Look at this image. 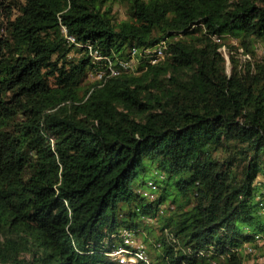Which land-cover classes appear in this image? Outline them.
<instances>
[{"label": "trees", "instance_id": "trees-1", "mask_svg": "<svg viewBox=\"0 0 264 264\" xmlns=\"http://www.w3.org/2000/svg\"><path fill=\"white\" fill-rule=\"evenodd\" d=\"M260 47L264 0H0V264H122L123 229L150 264H249Z\"/></svg>", "mask_w": 264, "mask_h": 264}, {"label": "built area", "instance_id": "built-area-1", "mask_svg": "<svg viewBox=\"0 0 264 264\" xmlns=\"http://www.w3.org/2000/svg\"><path fill=\"white\" fill-rule=\"evenodd\" d=\"M64 32L67 35V30L65 27H64ZM68 38L71 40H74V38L72 36H68ZM166 48H167L166 40H162L160 43H158L154 47L144 49V53L147 57H149V59L152 62H155L159 58L164 57V55L166 53L165 52ZM96 57L98 59L102 58V56H100V55H98ZM120 63L122 66H125V67L132 66L131 61H121ZM110 67H111L112 73L117 72L115 67H113L111 64H110ZM103 76H104L103 70H100L96 74L97 78H102ZM146 193L150 194L149 192H146ZM150 195H152V194H150ZM122 236H123L124 241L127 244V246H121L118 249L111 252V255L114 258L119 259L120 262L125 263V264H133V263L137 262L138 260H144L145 262H147L149 264L151 263V259H150L149 255L147 254L145 247L141 244H134L132 231H129L128 229H124L122 231ZM257 237H258V239H260L261 235H258Z\"/></svg>", "mask_w": 264, "mask_h": 264}, {"label": "rangeland", "instance_id": "rangeland-1", "mask_svg": "<svg viewBox=\"0 0 264 264\" xmlns=\"http://www.w3.org/2000/svg\"><path fill=\"white\" fill-rule=\"evenodd\" d=\"M234 42L236 43V41ZM222 50H223V53L227 56V61L230 64V61H229L230 52L228 51V46L222 47ZM258 54L261 56L264 55V49L262 47L259 48ZM235 55L236 57H238L239 59L243 61H246L247 59L250 58V55L248 53H245L242 48L235 50ZM134 240H135L134 241L135 244H143L148 254H150L151 249H149L147 245V243L149 242L146 243L144 239L142 238V235H138V234L134 235ZM260 243L264 244V240H262ZM260 247L262 250H264V245ZM261 249L257 248V252L254 255H247L246 260L249 264H264V255H261L262 253Z\"/></svg>", "mask_w": 264, "mask_h": 264}, {"label": "clouds", "instance_id": "clouds-1", "mask_svg": "<svg viewBox=\"0 0 264 264\" xmlns=\"http://www.w3.org/2000/svg\"><path fill=\"white\" fill-rule=\"evenodd\" d=\"M124 230V229H123ZM121 234H122V232H121ZM122 238H123V236H122ZM133 239H134V234H133ZM123 240H124V238H123ZM135 241V240H134ZM125 242V241H124ZM135 244V243H134ZM141 245H143V244H141ZM121 246H127V244L125 243V245H120L119 247H121ZM144 246V245H143ZM119 247H117L116 249H118ZM145 247V246H144ZM116 249H114V250H116ZM113 250V251H114ZM146 250V249H145ZM112 251V252H113ZM147 252V251H146ZM147 254H148V252H147ZM109 255L112 257V258H114L112 255H111V252H109ZM149 255V254H148ZM150 257V256H149ZM114 259H116V260H118L119 261V259H117V258H114ZM120 262V261H119ZM120 263H122V262H120ZM136 263V262H135ZM122 264H125V263H122ZM134 264V263H133Z\"/></svg>", "mask_w": 264, "mask_h": 264}]
</instances>
